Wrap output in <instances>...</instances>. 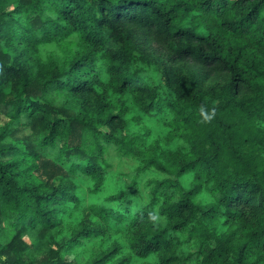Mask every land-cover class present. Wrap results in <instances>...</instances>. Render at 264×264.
<instances>
[{
    "label": "trees",
    "instance_id": "trees-1",
    "mask_svg": "<svg viewBox=\"0 0 264 264\" xmlns=\"http://www.w3.org/2000/svg\"><path fill=\"white\" fill-rule=\"evenodd\" d=\"M83 245L264 264V0H0V264Z\"/></svg>",
    "mask_w": 264,
    "mask_h": 264
},
{
    "label": "rangeland",
    "instance_id": "rangeland-1",
    "mask_svg": "<svg viewBox=\"0 0 264 264\" xmlns=\"http://www.w3.org/2000/svg\"><path fill=\"white\" fill-rule=\"evenodd\" d=\"M146 53L149 55V57L151 59L155 60L156 63H159V64H160V62L163 63V60L157 59V56H158L159 52L157 50H155L152 47V45L149 44L148 47H146ZM174 67H175V69L177 68V66H174ZM130 117H132V116L130 115ZM182 181H184L185 183L186 182L189 183L188 178H186V179L183 178ZM187 251H188V249H187ZM191 251L192 250L189 249L188 252H191ZM67 255H68L69 259L75 260L78 264H84V263H86L88 261V253L86 252V246L85 245L79 246V247H75V248L69 250ZM150 261L154 262V259H152ZM137 264H139V262H137ZM186 264H193V263H192V261H187Z\"/></svg>",
    "mask_w": 264,
    "mask_h": 264
}]
</instances>
